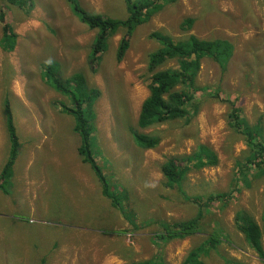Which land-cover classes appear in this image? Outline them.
Wrapping results in <instances>:
<instances>
[{
    "label": "rangeland",
    "instance_id": "374dc122",
    "mask_svg": "<svg viewBox=\"0 0 264 264\" xmlns=\"http://www.w3.org/2000/svg\"><path fill=\"white\" fill-rule=\"evenodd\" d=\"M31 1L33 6L21 8L0 0V14L5 12L18 34L15 49L4 51L0 20V171L11 148L5 99L11 102L21 144L12 188L9 194L0 190V264H140L158 251L169 264H180L196 247L205 264H264L235 225L236 211L244 208L263 226L264 175H237L243 166L245 172L250 168L245 165L249 149L231 126L229 105L216 96L235 100L252 123L264 117V0L168 4L137 27L122 60L117 49L124 30L111 37L96 66L88 55L97 30L72 12L68 0ZM79 1L92 13L116 19L128 15L124 0ZM187 17L195 18L188 31L182 27ZM154 31L176 39L190 33L225 38L235 51L226 71L203 59L199 84L213 96L201 98L190 121L179 118L139 128L141 106L150 93L149 54L160 46ZM49 59L59 62L63 78L83 71L89 85L102 92L92 149L110 182L111 197L103 194L92 167L81 159L75 121L62 111L72 105L70 98L43 80L41 66ZM176 66L170 61L161 69ZM136 129L159 136L160 144L139 147L133 138ZM201 144L215 151L218 163L192 170L178 187L167 186L163 162L193 154ZM217 193H226V199L207 205V198ZM112 197L121 208L112 205ZM195 217H200L195 234L159 236L166 223ZM212 233L222 241L205 254Z\"/></svg>",
    "mask_w": 264,
    "mask_h": 264
},
{
    "label": "trees",
    "instance_id": "16d2710c",
    "mask_svg": "<svg viewBox=\"0 0 264 264\" xmlns=\"http://www.w3.org/2000/svg\"><path fill=\"white\" fill-rule=\"evenodd\" d=\"M11 4L19 5L21 8L27 5L33 6L31 0H8ZM128 15L124 19H116L107 13H92L82 6L79 0H68L72 12L90 28L97 30L95 39L90 47L88 61L90 65H97L100 55L107 50L108 42L118 31L124 30L125 36L121 39L117 49V59L122 60L130 47V38L140 25L149 21L168 4H176L179 0H124ZM2 22L1 44L4 51H13L17 44L18 34L14 27L6 21L5 12H1ZM195 18L187 17L183 20L184 30H191ZM152 37L160 46L149 54L148 72L150 74L149 95L144 99L138 118L139 128H149L154 125L166 123L174 119H186L190 121L198 114L202 105L203 96H213L208 92L207 86L199 84V74L204 58L214 60L222 70L226 71L235 51V45L231 40L225 38L204 39L193 33L184 38L176 39L154 31ZM47 60L41 66V75L44 82L54 90L68 96L71 106L62 108L64 113L70 115L75 121V130L81 137L79 154L84 162L90 164L96 178L100 182L103 194L111 197L110 185L105 174L100 168L92 149L93 134L96 131V102L101 96L98 87L90 86L87 76L82 72H75L63 78L59 72V62ZM175 61L176 68L161 69L163 65ZM216 96L220 101L229 105V120L231 126L239 132L249 149L246 160L247 172L244 166L238 172V176L255 177L264 175V117L250 122L237 106L235 100L223 98L219 93ZM5 125L9 133L10 154L0 171V190L9 194L11 189V177L20 151V141L15 123L14 113L9 99L4 101ZM133 138L136 144L144 149L157 147L161 138L148 133L133 130ZM218 163V157L214 150L207 145L201 144L198 150L188 156L177 158L168 157L161 166V173L165 178L167 186L175 187L181 185L189 172L213 166ZM244 168V169H243ZM247 174V175H246ZM118 199L116 192L112 193ZM226 193H217L207 198V205L218 199H226ZM113 206H122L112 197ZM198 202V201H196ZM122 212V210L120 209ZM134 218V211H130ZM201 216V214H200ZM134 220V219H133ZM200 217L189 221H178L165 224L164 232L160 237L184 238L195 234L199 229ZM236 228L244 234L249 246L258 256L264 260V224H259L257 219L244 208H239L235 214ZM166 239V238H165ZM204 246L205 254L218 248L221 243V235L210 234ZM199 248V247H198ZM197 247L190 250L180 264H205L201 249ZM140 264H169L161 251L156 252L151 258L143 260Z\"/></svg>",
    "mask_w": 264,
    "mask_h": 264
},
{
    "label": "crops",
    "instance_id": "0c3cea01",
    "mask_svg": "<svg viewBox=\"0 0 264 264\" xmlns=\"http://www.w3.org/2000/svg\"><path fill=\"white\" fill-rule=\"evenodd\" d=\"M82 159V158H81ZM83 161V160H82ZM84 162V161H83ZM12 188V187H11Z\"/></svg>",
    "mask_w": 264,
    "mask_h": 264
}]
</instances>
